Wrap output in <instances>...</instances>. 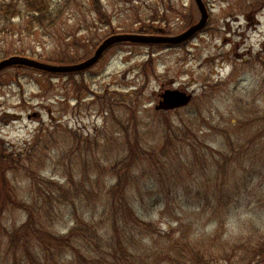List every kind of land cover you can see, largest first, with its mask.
Listing matches in <instances>:
<instances>
[{
    "label": "rangeland",
    "instance_id": "1",
    "mask_svg": "<svg viewBox=\"0 0 264 264\" xmlns=\"http://www.w3.org/2000/svg\"><path fill=\"white\" fill-rule=\"evenodd\" d=\"M96 1L108 22L100 21L91 0L52 1L46 21L32 33L25 22L0 19V57L77 64L116 33L138 34L152 27L176 36L200 20L194 0ZM204 2L209 11L206 29L182 46H117L83 76L57 77L16 68L1 73L0 141L13 150H26L28 155L21 158L26 169L31 167L43 178L58 180L56 175H63L68 168L78 176L84 159L101 160L106 165L124 158L126 130L134 137L137 134L149 152L163 147L166 130H176L180 136L189 130L188 144L196 146L205 163L213 168L232 156L228 166L248 182L232 222L220 231L223 242L241 244L226 255L228 258L219 244H209L214 256L211 264H253L242 244L264 239V0ZM0 5L28 10L35 2L0 0ZM151 59L152 67H148ZM176 89L193 93L192 103L180 110L156 111L160 95ZM69 130L82 139L89 137L90 147L85 150L80 142L81 149H76ZM37 135L43 137L41 142ZM178 151V158L170 154L163 158L165 165L169 157L171 164H188L191 148L182 145ZM199 170L195 171L197 186L211 187L207 175ZM8 172H0V181L5 174L19 196L30 201L35 192L30 175ZM98 172L96 176L110 179L104 171ZM1 201L0 193L2 220L19 226L23 214L1 212ZM172 206L179 209L178 202ZM173 208L169 213L155 210L162 234H178L182 216L177 218ZM254 219L260 224L256 231H238L237 223L249 228L247 222ZM72 222L67 216L54 229L65 231ZM203 227L211 233L212 224ZM4 258L0 256V260ZM255 264H264V260Z\"/></svg>",
    "mask_w": 264,
    "mask_h": 264
},
{
    "label": "trees",
    "instance_id": "2",
    "mask_svg": "<svg viewBox=\"0 0 264 264\" xmlns=\"http://www.w3.org/2000/svg\"><path fill=\"white\" fill-rule=\"evenodd\" d=\"M52 1L34 0L35 5L27 7L28 10L0 5V19L25 22L32 33L36 25L42 27L46 21ZM91 4L100 21L108 22L100 13L97 1L91 0ZM140 34L167 33L150 27ZM58 63L69 65L73 61ZM151 63L152 59L147 66L152 67ZM69 131L70 137L76 140V149H81L80 142H84L85 150L90 147L89 137L82 139L74 130ZM188 136L189 130L186 136H180L176 130L168 129L163 147L149 152L139 142L137 134L134 137L126 130L124 158L106 165L101 160L84 159L78 176L72 173L73 168H68L63 175H56L58 180L57 177L43 178L31 167L26 169L21 164L22 156L28 155L26 150H13L0 141V172L10 171L8 173L14 175V172L24 171L30 175L35 190L33 198L24 201L18 189L11 187V182L2 174L1 212L23 214L19 226H9L0 217V256L5 257L0 260L2 264H211L214 256L208 245L214 243L219 244L222 255L228 258L226 255L240 242H223L220 231L232 222L248 182L245 176L228 166L232 156L211 168L196 146L188 144ZM36 139L41 142L43 137L37 135ZM182 145L191 148L188 164H171L169 157L167 169L163 158L169 154L178 158L176 154ZM196 169L201 175H207L211 187L197 186ZM98 170L104 171L110 179L105 181L103 176H96ZM194 181L196 186L192 185ZM172 199L173 204L179 203L177 211L169 204ZM170 207L176 217L182 216L178 219V234H162L154 219L155 210L160 208L162 213H169ZM67 216L73 219L72 226L65 231H55L56 223ZM205 223L212 224L211 233L205 231ZM247 223L249 228L245 223H237L238 231L253 232L260 227L256 219ZM242 246L253 264L264 260V239L258 243L248 240Z\"/></svg>",
    "mask_w": 264,
    "mask_h": 264
},
{
    "label": "water",
    "instance_id": "3",
    "mask_svg": "<svg viewBox=\"0 0 264 264\" xmlns=\"http://www.w3.org/2000/svg\"><path fill=\"white\" fill-rule=\"evenodd\" d=\"M200 12V20L181 35L173 37H155L145 35L120 34L107 38L87 61L73 66H58L41 63L26 57L13 56L0 62V72L12 67H25L50 74H74L85 72L94 67L113 46L118 44L135 45H181L198 33L202 32L209 21V12L204 0H194ZM162 101L156 107L157 111H172L188 106L193 95L186 92L171 90L161 95Z\"/></svg>",
    "mask_w": 264,
    "mask_h": 264
}]
</instances>
